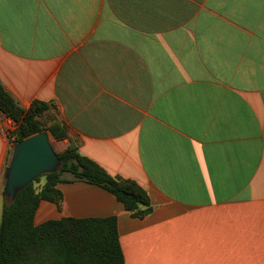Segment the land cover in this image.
I'll use <instances>...</instances> for the list:
<instances>
[{
	"label": "crops",
	"instance_id": "obj_1",
	"mask_svg": "<svg viewBox=\"0 0 264 264\" xmlns=\"http://www.w3.org/2000/svg\"><path fill=\"white\" fill-rule=\"evenodd\" d=\"M0 80L153 206L65 177L36 225L116 216L124 264H264V0H0Z\"/></svg>",
	"mask_w": 264,
	"mask_h": 264
},
{
	"label": "trees",
	"instance_id": "obj_2",
	"mask_svg": "<svg viewBox=\"0 0 264 264\" xmlns=\"http://www.w3.org/2000/svg\"><path fill=\"white\" fill-rule=\"evenodd\" d=\"M52 109L50 104L40 101L34 102L28 110L23 109L0 80V111L16 124L8 133L12 147L43 131L56 141L68 139L66 126L57 118L47 124L45 118ZM57 155L62 167L58 172L45 174L43 186L37 188L35 182L40 179H36L21 190L14 201H9L3 192L0 264H124L116 216L63 218L36 225L35 215L43 200L61 208L63 195L58 184L63 181L64 173H72L75 180L106 189L138 217L153 211L149 193L135 180L110 175L83 156L74 143Z\"/></svg>",
	"mask_w": 264,
	"mask_h": 264
},
{
	"label": "water",
	"instance_id": "obj_3",
	"mask_svg": "<svg viewBox=\"0 0 264 264\" xmlns=\"http://www.w3.org/2000/svg\"><path fill=\"white\" fill-rule=\"evenodd\" d=\"M60 167L61 159L48 132H40L17 143L5 170L7 199L14 201L29 184L45 174L57 172Z\"/></svg>",
	"mask_w": 264,
	"mask_h": 264
},
{
	"label": "rangeland",
	"instance_id": "obj_4",
	"mask_svg": "<svg viewBox=\"0 0 264 264\" xmlns=\"http://www.w3.org/2000/svg\"><path fill=\"white\" fill-rule=\"evenodd\" d=\"M53 108V107H52ZM55 118H57V120H59V117H58V112H57V109H52V111L47 115V117L45 118L46 119V121H47V124H50ZM60 121V120H59ZM15 126H16V124H15ZM47 132V131H46ZM50 139H51V136H50ZM53 141H52V143H53V147H54V145H56L57 146V148H59V146L57 145V143L55 142V140L54 139H52ZM14 147V146H13ZM13 147L12 148H10V150H9V153H10V157H9V159L7 160V163H6V167H5V170H6V168L8 167V164H9V160H10V158H11V154H12V150H13ZM61 167H62V161H61ZM61 167L59 168V170L61 169ZM58 170V171H59ZM57 171V172H58ZM65 177H71V178H74V175L72 174V173H64L63 175H62V178H65ZM39 182H35V186L37 187V188H40L41 186H43V184L46 182V177L43 175V176H41V177H39ZM5 186H6V179H5V171H4V186H3V189H2V191H1V193H0V196H1V200H2V205H3V208H4V203H5V199H4V195H3V192H5ZM3 213V212H2ZM2 215V214H1ZM2 217V216H1ZM0 220H1V218H0Z\"/></svg>",
	"mask_w": 264,
	"mask_h": 264
}]
</instances>
